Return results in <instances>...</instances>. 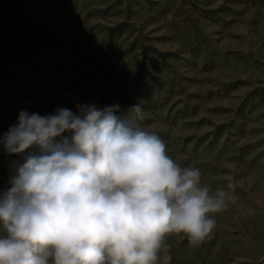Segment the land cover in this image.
<instances>
[{"label": "rangeland", "instance_id": "rangeland-1", "mask_svg": "<svg viewBox=\"0 0 264 264\" xmlns=\"http://www.w3.org/2000/svg\"><path fill=\"white\" fill-rule=\"evenodd\" d=\"M93 103H139L168 155L231 194L199 245L166 237L171 264H264V0H0V134ZM20 159L0 146V188Z\"/></svg>", "mask_w": 264, "mask_h": 264}, {"label": "clouds", "instance_id": "clouds-1", "mask_svg": "<svg viewBox=\"0 0 264 264\" xmlns=\"http://www.w3.org/2000/svg\"><path fill=\"white\" fill-rule=\"evenodd\" d=\"M142 119L139 103L19 112L0 134L21 158L0 188V264H171L166 237L210 235L230 192L203 185Z\"/></svg>", "mask_w": 264, "mask_h": 264}]
</instances>
